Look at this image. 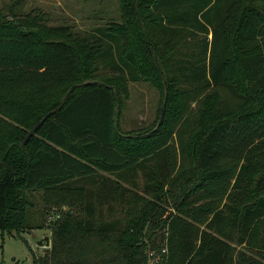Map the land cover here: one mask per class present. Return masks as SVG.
<instances>
[{
	"label": "trees",
	"instance_id": "trees-1",
	"mask_svg": "<svg viewBox=\"0 0 264 264\" xmlns=\"http://www.w3.org/2000/svg\"><path fill=\"white\" fill-rule=\"evenodd\" d=\"M118 3L85 32L0 10L2 239L41 191L60 217L31 264H264V0ZM139 81L159 117L124 132Z\"/></svg>",
	"mask_w": 264,
	"mask_h": 264
},
{
	"label": "rangeland",
	"instance_id": "rangeland-1",
	"mask_svg": "<svg viewBox=\"0 0 264 264\" xmlns=\"http://www.w3.org/2000/svg\"><path fill=\"white\" fill-rule=\"evenodd\" d=\"M12 2L0 0V10L4 13L22 14L31 9H40L49 15L50 24L66 23L79 32L90 31L109 19H120L118 0H22L17 6L12 5ZM128 91L129 95L125 98L119 115L121 129L125 132L152 126L159 117L162 101L160 90L151 82L139 81L129 82ZM137 182L134 190L141 194L144 181L138 178ZM32 195L33 206L29 211V216L32 217L29 227L23 229L19 236L9 235L3 231V239L0 232V260L3 264H31L33 254L36 256L43 254L46 248L44 244L39 245L38 241L46 235L49 236V240L51 239V227L60 217V211L55 207H49L50 203H46L41 191ZM146 197L153 199L152 195ZM68 209V206H64L60 210ZM167 209L172 210L169 206ZM150 257V264H157L153 254L152 256L150 254Z\"/></svg>",
	"mask_w": 264,
	"mask_h": 264
},
{
	"label": "water",
	"instance_id": "water-1",
	"mask_svg": "<svg viewBox=\"0 0 264 264\" xmlns=\"http://www.w3.org/2000/svg\"><path fill=\"white\" fill-rule=\"evenodd\" d=\"M164 106H165V104H164ZM163 110H164V107H163ZM163 110H162V113H161V116H160V120H162V118H163ZM54 111H55V109L54 110H50L49 112H47L31 129L28 130V132L26 133L24 139L22 140V143H21L22 145H24L26 143V141L30 138V136L35 134L36 130L40 127V125ZM43 241H45V242H43ZM38 244L39 245L44 244L45 246H49V244H50L49 236L48 235L44 236L41 240L38 241Z\"/></svg>",
	"mask_w": 264,
	"mask_h": 264
},
{
	"label": "crops",
	"instance_id": "crops-1",
	"mask_svg": "<svg viewBox=\"0 0 264 264\" xmlns=\"http://www.w3.org/2000/svg\"><path fill=\"white\" fill-rule=\"evenodd\" d=\"M45 246V245H44ZM45 247H48V246H45Z\"/></svg>",
	"mask_w": 264,
	"mask_h": 264
}]
</instances>
